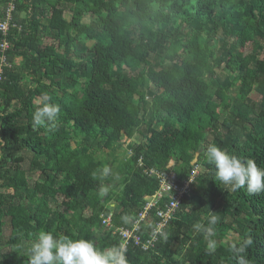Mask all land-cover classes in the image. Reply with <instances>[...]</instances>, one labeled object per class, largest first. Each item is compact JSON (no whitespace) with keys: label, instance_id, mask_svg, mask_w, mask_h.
Instances as JSON below:
<instances>
[{"label":"trees","instance_id":"trees-1","mask_svg":"<svg viewBox=\"0 0 264 264\" xmlns=\"http://www.w3.org/2000/svg\"><path fill=\"white\" fill-rule=\"evenodd\" d=\"M11 23L0 34V264H28L29 251L11 252L40 232L91 240L102 231L97 248L120 245L114 229L129 228L158 189L148 172L170 170L183 184L196 165L167 233L147 251L128 247V264H237L238 255L264 264V191L221 183L201 152L215 144L264 169V0H15ZM45 95L58 120L35 125ZM123 140L129 155L119 159ZM21 152L31 154L28 170ZM58 196L62 211L47 210ZM213 211L210 250L202 229ZM111 212L108 230L101 218ZM141 228L145 241L152 226Z\"/></svg>","mask_w":264,"mask_h":264},{"label":"clouds","instance_id":"clouds-1","mask_svg":"<svg viewBox=\"0 0 264 264\" xmlns=\"http://www.w3.org/2000/svg\"><path fill=\"white\" fill-rule=\"evenodd\" d=\"M59 112V105L51 102V97L45 95L41 106L33 113V122L35 125L54 124L58 120ZM205 155L208 163L214 164L216 178L221 183L230 185L233 189L246 186L251 194L264 191V169L259 168L254 160L245 161L236 155H229L215 144L207 147ZM107 171V169L104 170L105 174ZM122 219L126 223L130 221L128 216ZM215 222L216 215L211 214L208 226L202 229L207 248L210 250L216 248V241L212 239L215 235L212 225ZM196 227L200 229L201 226L196 225ZM158 231L159 227L153 230L154 237ZM249 243H251L250 240L245 241L244 246L236 251L243 253ZM28 264H128V260L123 245L100 249L93 240L72 239L68 236L57 237L49 231L40 232L37 235L29 249ZM237 264H249V262L244 255H238Z\"/></svg>","mask_w":264,"mask_h":264},{"label":"built area","instance_id":"built-area-1","mask_svg":"<svg viewBox=\"0 0 264 264\" xmlns=\"http://www.w3.org/2000/svg\"><path fill=\"white\" fill-rule=\"evenodd\" d=\"M15 11V0H9L3 13V21L0 22V34L5 37L12 25V13ZM8 50V44L3 41L0 44V52L4 54ZM7 66L5 55L0 57V81L2 78L3 68ZM199 174V167L195 166L189 175L187 181L181 185L177 182V177L172 171L166 173H158L149 171V176H155L158 181V189L156 192L145 197V204L137 215V219L129 228H115L112 234L117 236L120 245H123L127 250L128 247H138L142 251L152 249L159 242L160 237L164 236L171 227V222L174 220L177 212L180 210L181 203L184 199L191 197L190 187L195 178ZM166 200L162 208L157 206ZM153 213V214H152ZM112 213L105 218H101L102 226L108 230L113 229ZM152 226L150 231H147L148 238L142 241L139 235L142 232L141 225ZM159 227V231L153 236V230Z\"/></svg>","mask_w":264,"mask_h":264},{"label":"rangeland","instance_id":"rangeland-1","mask_svg":"<svg viewBox=\"0 0 264 264\" xmlns=\"http://www.w3.org/2000/svg\"><path fill=\"white\" fill-rule=\"evenodd\" d=\"M65 17H66V15H65ZM66 18H67V17H66ZM87 19H88V17L86 16V17H85V22L88 21ZM91 45H92L91 42H87V46H88V47H90ZM214 46H215V50H217V49H218V43H217V42H214ZM251 51H252V46L249 44V45L246 46V53H247V54H250ZM259 59H260V60H264V53H261V54H260ZM217 73H220V72L217 71ZM237 80H238V79H237ZM235 81H236V79H235ZM234 85H235V88H234V89H236L237 87L240 86V82L238 81V82L235 83ZM149 90H152V87H150V85L148 86L147 91H146V90H144V91H146L147 93H149ZM257 96H258L257 93L252 92V93L249 95V99H250L251 101H256ZM146 98L148 99L147 101H149L150 96H148V95L146 94ZM40 101H41V100H40L39 98L36 99V100L34 101L35 106H38L39 103H40ZM225 115H226V113H225ZM133 139L136 140V136L133 137ZM133 139H131V140H129V141L132 143V142H133ZM207 140L210 141V140H211V137H208ZM129 141L123 140V142H122L123 147L115 152V155H116L117 158H119V159H123V157H124V156H123L124 153H125V156H126V157L129 155V153H128V155H127V151H128L129 149L127 148V146H125V142L128 144ZM208 146H209V144H204V146H203V150H201V152H205V151L207 150V147H208ZM103 153H104V154H97V155H96L97 159H98L99 161H101V162L104 161V159H106V158L110 159V158L108 157V155H109V151L103 150ZM19 156L23 158V161L21 162V167H22V169H23V170H28V169H29V163H30V160H31V154L28 153V152H21V153L19 154ZM197 166H198L199 168H201L200 165H197ZM112 170H113V169H112ZM108 172H109V174H112L111 169H108ZM27 179H28V180H26V182H27V184L29 185V187H31V186L33 185V183L37 180L36 177H33V176H32L31 174H29V173H28V175H27ZM0 193H2L1 190H0ZM61 202H62V198L58 196V197L54 200V202H52L51 204L49 203V204L46 206V209H47V210L50 209V211H62V210H61V209H62V208H61V207H62V206H61ZM111 207H113V206H111ZM111 213H112V212H111ZM89 214H90V212H89V211H86L85 216H89ZM112 214H113V213H112ZM211 214H215V215H216V211L211 212ZM211 214H210V215H211ZM220 218H221V216H220ZM9 234H10V227H9L8 222L5 221L4 226H3V228H2V237H3V238H7V237L9 236ZM102 235H103V234H102V231H93V234H92V238H91V240H93L94 243H95V242L97 241V239H99ZM236 237H237V235H235V233H232L231 235L228 236V238L230 239L229 241H230L231 244L233 243L232 238L234 239V238H236ZM34 242H35V241L24 243V246H23V248H22V251H15V252H11V253H12L13 255H16V256H18V255H20V254H26V253L29 251V249L31 248V245H32ZM225 243H227V241H226Z\"/></svg>","mask_w":264,"mask_h":264}]
</instances>
